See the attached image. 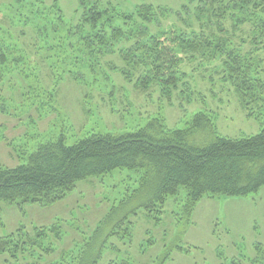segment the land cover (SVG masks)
<instances>
[{
    "label": "trees",
    "instance_id": "1",
    "mask_svg": "<svg viewBox=\"0 0 264 264\" xmlns=\"http://www.w3.org/2000/svg\"><path fill=\"white\" fill-rule=\"evenodd\" d=\"M47 1L13 0L7 5L0 0V113L9 109L4 86H13L5 75L12 76L13 65L25 62L13 44L14 34L24 39L31 49L28 54L35 58H46L61 46L75 50L77 62L90 66L95 75L104 58L117 55L125 63L122 75L128 82L135 81L144 90L159 85L164 95L178 88L182 61L211 63L219 59L224 66L223 81L236 87L246 108L253 112L260 106L258 98L264 101V78L260 76L264 0H182L185 3L176 10L147 0H76L69 16L61 0ZM192 14L199 23L197 29L186 22ZM172 16L185 27L168 22ZM246 43L251 49L244 55ZM130 64L137 66L139 73ZM106 65L116 69L110 60ZM50 68L54 69L51 64ZM82 76L78 73L73 78L82 80ZM187 89H182L181 98ZM156 124L151 121L124 134L92 133L73 145L63 136L42 142L26 163L0 167V202L48 198L56 190L72 188L77 181L118 168L142 170L133 197L139 199L138 206L158 214L167 197L178 194L182 187L188 190L185 214L205 195L247 196L264 187V126L256 135L219 136L212 117L205 112L195 113L189 128L170 134H156L152 129ZM192 132H199L207 141L192 142ZM130 199L113 206L86 241L77 242L70 253L58 251V257L51 256L57 248L51 245L49 232L51 238L54 233L60 238V225L35 227L31 232L21 227L0 236V254L6 255L0 264H97L110 237L131 231L128 213L120 214ZM218 255L221 264H263L257 257ZM115 264L129 263L122 260Z\"/></svg>",
    "mask_w": 264,
    "mask_h": 264
},
{
    "label": "rangeland",
    "instance_id": "2",
    "mask_svg": "<svg viewBox=\"0 0 264 264\" xmlns=\"http://www.w3.org/2000/svg\"><path fill=\"white\" fill-rule=\"evenodd\" d=\"M11 1L2 0L7 5ZM136 1L140 2L132 0ZM147 1L169 5L175 10L185 3L182 0ZM60 5L69 16L76 0H61ZM127 6L123 4V8ZM196 18L189 15L186 22L193 23L197 29ZM172 21L185 27L174 16L168 19ZM12 41L25 62L13 65L12 76L5 75L13 86H4V101L9 109L0 113V167L13 168L26 163L42 142L57 140L60 136L68 145H73L92 133L124 134L151 121L157 123L152 129L161 136L189 128L194 114L199 112L212 117L219 136L256 135L264 126L262 98H258L260 106L253 112L249 106L246 108L236 87L223 81L224 66L219 59L211 63L182 61L178 90L164 95L159 85H149L144 90L135 81L128 82L122 75L125 63L117 55L104 58L99 74L95 75L90 66L79 64L75 50L66 46H61V50V47L53 48L46 58H35L28 54L31 49L23 38L14 34ZM242 47L244 55L251 49L249 43ZM107 60L114 63L115 70L106 65ZM78 73L83 75L82 80L73 78ZM260 76L264 78V63ZM186 86L188 92L181 98L180 93ZM193 133H190L192 142L207 141L199 132ZM142 174L141 169L118 168L77 181L72 188L56 190L48 198L1 201L0 236L21 227L31 232L35 227L60 225V238L57 233L51 238L49 232V241L57 248L51 256L58 257V251L70 253L77 242L86 241L113 206L131 198L120 212L128 213L131 231L110 237L97 264H115L122 260L129 264H221L219 252L227 258L257 257L264 264V187L247 196L205 195L186 214L183 210L188 190L182 187L178 194L167 197L158 214L138 206L139 199L133 197ZM131 209L135 211L130 212ZM179 246L188 251H180ZM5 258L6 255L0 254V261Z\"/></svg>",
    "mask_w": 264,
    "mask_h": 264
}]
</instances>
